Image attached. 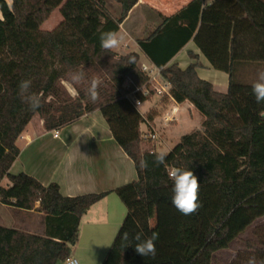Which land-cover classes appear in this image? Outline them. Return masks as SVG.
Wrapping results in <instances>:
<instances>
[{
	"label": "trees",
	"instance_id": "1",
	"mask_svg": "<svg viewBox=\"0 0 264 264\" xmlns=\"http://www.w3.org/2000/svg\"><path fill=\"white\" fill-rule=\"evenodd\" d=\"M114 17L105 0H0V202L45 214L43 235L0 225V264H62L79 237L81 219L106 193L64 196L57 183L43 185L35 177L12 174L20 150L17 139L39 115L47 129H57L99 110L123 150L134 161L138 177L116 189L127 214L102 264H211L255 220L264 216V103H257L252 83L237 80L244 64L264 65V0H191L137 41L142 52L171 85L178 103L191 102L203 117V130L181 137L154 166L155 150H144L141 124L146 119L128 94L148 78L140 55L106 53L100 35L119 31L139 0H117ZM58 7L63 16L51 31L40 25ZM194 41L212 68L229 75L226 93L199 77L197 64L183 69L172 59ZM84 68L102 84L99 99L89 100L87 83L71 96L63 85L68 73ZM42 93V107L30 111L18 95L22 80ZM141 101L146 99L136 94ZM141 160L148 168H141ZM170 167L189 168L198 178L202 207L183 215L171 203ZM39 205L36 207V203ZM156 210L155 258L125 247L124 232L151 236L149 206ZM180 225L193 229L177 241ZM135 242L133 241V244ZM264 260V240L255 245Z\"/></svg>",
	"mask_w": 264,
	"mask_h": 264
},
{
	"label": "crops",
	"instance_id": "2",
	"mask_svg": "<svg viewBox=\"0 0 264 264\" xmlns=\"http://www.w3.org/2000/svg\"><path fill=\"white\" fill-rule=\"evenodd\" d=\"M153 1L155 0H139L128 17L136 8H142L148 2ZM190 1L183 4L176 2L171 5L167 0H158L155 8L162 16L151 32L161 24L163 17L176 13ZM204 4L208 5V0ZM145 29L146 24L141 30L139 28L127 30L129 39L136 46L134 50L129 52L124 50L129 48V40H127L121 49L114 51L120 55L136 52L140 55L139 65L143 63L153 65L137 43L139 39L148 37V35L146 37L143 35ZM190 44H193V47ZM171 63H176L183 69L195 63L200 78L211 82L214 88L217 85L218 88L215 90L218 92L228 91L229 75L227 74V78L215 75L217 76L215 80H210V74L215 69L211 67L193 40L172 59ZM137 108L149 125H155L159 129L163 139L154 143L158 145L166 142L168 131L171 130V127L163 122L165 113L173 115L176 120V115L182 116V122L190 124L193 116L199 112L191 102L178 103L171 94L154 93L141 101ZM98 111L86 114L70 124L52 130L45 127L44 120L33 118L17 139L20 153L10 169L11 171L14 166L18 165L19 173L29 174L43 185L57 183L64 196L76 197L84 194L106 193L83 215L78 240L71 246L70 256L78 258L80 264L103 263L127 214V208L117 195L116 189L135 181L138 177L134 161L114 139L108 124L98 115ZM202 120L201 115L200 124L195 128H201ZM146 122L141 124L142 134L147 129ZM56 134L58 135L55 136ZM145 144L146 140L142 142L144 150H146ZM5 180L9 186L11 184L9 179L5 178ZM38 205L39 203L36 207ZM4 208L12 209L13 221L3 218L0 214V225L43 235L45 231L44 213L35 209L21 210L0 202V212ZM149 222L151 233H153L156 230V210L152 205L149 206Z\"/></svg>",
	"mask_w": 264,
	"mask_h": 264
},
{
	"label": "rangeland",
	"instance_id": "3",
	"mask_svg": "<svg viewBox=\"0 0 264 264\" xmlns=\"http://www.w3.org/2000/svg\"><path fill=\"white\" fill-rule=\"evenodd\" d=\"M9 4L12 3V0H7ZM107 3V9L110 11V13L116 17L119 18L121 15V6L118 3L117 0H105ZM188 0H167L169 4H174L176 2H181V4L187 2ZM158 0H155L153 2H148L147 5L143 6L142 8H136L135 11L129 16L122 24L119 29V33L123 35L124 39L121 43V46L118 49H121L122 45L129 40V48H125L124 50L129 52L136 48L133 41H131L127 35V30H135L136 28H139L140 30L143 28V26L146 24V29L144 30V37L149 35L151 33V29L154 28L160 21V14L155 6L157 5ZM153 3V4H152ZM61 7L56 8L51 15L42 22L40 25V29L44 31H51L56 29L59 24L63 21V16L60 12ZM191 47H193V44ZM264 70V65L262 64H244L240 66L237 70L236 78L238 81L243 83H253L257 79V73L258 71ZM215 75H221L223 77H228L227 73L218 71V70H212L210 74V80L214 81ZM63 85L65 86V81H63ZM217 86V85H216ZM215 88H218L216 87ZM66 88V86H65ZM226 88V87H225ZM67 89V88H66ZM223 90V89H222ZM225 90V89H224ZM197 114L193 116L192 122L190 124H185L182 122V116H178L177 120L173 115H169L171 117H174L175 120L173 121H166V116L168 114L165 113L163 122L167 123L171 128V130L168 131V139L166 142L162 145L154 144L156 142H159L161 138L159 129L155 125H150V127H147L146 131L149 129H153L156 134L157 138L154 140H146V150H155V151H166L169 152L172 147L178 143L180 136L188 133L190 130H203V125H201V128H195L200 123L201 114L199 112H196ZM98 115L103 118L102 114L98 111ZM185 118V116L183 115ZM34 119L39 120L42 119L39 115H36ZM177 123H174L176 122ZM203 121V120H202ZM173 123V124H170ZM195 128V129H194ZM191 131V132H192ZM158 145V146H157ZM12 174H19V166L16 165L12 168L10 171ZM0 185L7 186V180L5 178L0 181ZM38 203V202H37ZM36 203V204H37ZM153 206V205H152ZM0 212L1 216L3 218H7L8 220L13 221V211L10 208H4ZM35 230V229H34ZM155 233L156 230L154 231ZM193 232V229L186 227L184 225H180L177 231V241L180 240H186L188 239ZM261 240H264V216L255 220L243 233H241L230 245L228 248L217 251L214 253L211 264H246V261L250 256H255L256 252L254 250L255 245H257ZM258 259V257H257Z\"/></svg>",
	"mask_w": 264,
	"mask_h": 264
},
{
	"label": "clouds",
	"instance_id": "4",
	"mask_svg": "<svg viewBox=\"0 0 264 264\" xmlns=\"http://www.w3.org/2000/svg\"><path fill=\"white\" fill-rule=\"evenodd\" d=\"M209 4L212 0H208ZM124 37L117 31H107L100 35V46L106 53L112 52L121 46ZM87 83L86 93L89 100L95 103L99 99V88L102 81L98 77L86 75L84 68H78L75 71L68 73V80L65 81V86L71 96L78 95L77 85ZM32 81L30 79L22 80L18 84V95L21 101L27 105L30 111H36L42 107V93L31 91ZM252 94L256 102L264 103V70L258 71L257 79L251 85ZM168 153L160 151L154 153L153 165L161 166L166 162ZM141 168H148V162L141 160ZM168 177L172 182L171 203L183 215L194 214L202 207L199 200V192L201 184L193 171L189 168L170 167L168 169ZM127 242L125 247L134 246L135 252L146 258H155L157 254L156 241L158 233L153 232L151 236L145 237L142 232H137L129 236V233L124 232L122 237ZM133 241L135 242L133 244ZM64 264H79V259L74 256L66 258ZM246 264H264V260H259L255 256H250Z\"/></svg>",
	"mask_w": 264,
	"mask_h": 264
},
{
	"label": "built area",
	"instance_id": "5",
	"mask_svg": "<svg viewBox=\"0 0 264 264\" xmlns=\"http://www.w3.org/2000/svg\"><path fill=\"white\" fill-rule=\"evenodd\" d=\"M203 1L205 2L206 0ZM139 67L141 71L147 76L148 80L144 85L140 87H136V89L131 93H129L127 96L134 102L136 107H138L141 104V100L138 99L136 96L137 93H141L146 98L150 97L154 93L158 95L170 94L171 85L163 79L161 75V71L158 67L144 63L139 65ZM165 119L168 122L175 120L174 117H171L169 115H167ZM147 127H150L148 123H147ZM57 135L58 134H56L55 136ZM143 137L145 140H151V139L154 140L157 138V134L153 129H149L148 131H145L143 133ZM65 260L63 261L62 264H64Z\"/></svg>",
	"mask_w": 264,
	"mask_h": 264
}]
</instances>
